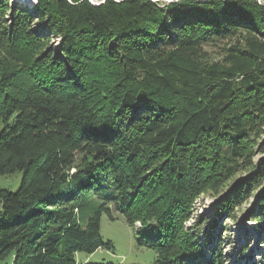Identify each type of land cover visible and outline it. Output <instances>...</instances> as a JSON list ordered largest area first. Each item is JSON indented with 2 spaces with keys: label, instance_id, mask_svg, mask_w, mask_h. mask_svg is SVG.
<instances>
[{
  "label": "trees",
  "instance_id": "obj_1",
  "mask_svg": "<svg viewBox=\"0 0 264 264\" xmlns=\"http://www.w3.org/2000/svg\"><path fill=\"white\" fill-rule=\"evenodd\" d=\"M98 1L0 0V175L23 174L0 188V264L112 249L101 222L115 210L156 264H264L250 240L231 259L187 226L203 193L251 167L214 214L262 188L248 221L264 237V162H250L264 149V0ZM240 33L245 47L207 60Z\"/></svg>",
  "mask_w": 264,
  "mask_h": 264
},
{
  "label": "rangeland",
  "instance_id": "obj_2",
  "mask_svg": "<svg viewBox=\"0 0 264 264\" xmlns=\"http://www.w3.org/2000/svg\"><path fill=\"white\" fill-rule=\"evenodd\" d=\"M19 1V5L33 9L37 0L34 3L22 0H11V3ZM92 3H98V0H90ZM160 1L163 5L168 4L174 0H153ZM260 4H263V0H258ZM39 30L43 25L36 23ZM246 35L238 34L233 38L220 39L214 43H210L205 47V52L209 57L206 59L210 62H222L227 55L228 51L234 46L240 44V46H246ZM241 40V41H240ZM51 45L58 49V39L52 38ZM264 129V128H263ZM264 141V133L260 136ZM259 141V142H260ZM250 162L257 166L264 162V149L257 146L255 148L254 156ZM253 166V165H252ZM245 168L235 176V180L230 181L222 191L218 193L206 192L203 193L195 202L192 218L187 223V226H193L196 223L199 224L200 240L202 243L205 240H210L213 244L217 242L218 237L222 241L221 248L224 249V254L232 256L234 259L238 249L243 243L250 240V245L247 248V254H251L252 261L259 262L264 257V237L258 238V232L253 226V223L249 222L250 215L254 212L257 199L262 192V188L255 189L253 193L248 196L240 206L234 209L233 217L229 219L227 216L221 217L218 213L214 214L215 209L221 199L226 198L229 195H235V188L241 183L242 180L247 179L252 174V170ZM250 169V170H249ZM22 172H16L12 175H0V188L10 191H16L22 183ZM2 210V204L0 202V211ZM115 219H110L107 213L103 214L101 222V235L104 241H111L113 244L112 249H99L95 253L89 255L87 253L80 252L78 254V264H156V253L154 250L139 245V236L136 232V228L131 227L123 214L120 211L112 212ZM214 230L210 229L211 224H214ZM139 227V225H137ZM222 233H219V230ZM212 231V232H210ZM263 242V243H262ZM232 261L229 262L231 264ZM252 263V262H251ZM244 264V261H241Z\"/></svg>",
  "mask_w": 264,
  "mask_h": 264
},
{
  "label": "bare ground",
  "instance_id": "obj_3",
  "mask_svg": "<svg viewBox=\"0 0 264 264\" xmlns=\"http://www.w3.org/2000/svg\"><path fill=\"white\" fill-rule=\"evenodd\" d=\"M25 1L32 2V3L35 2V0H25ZM25 1H24V2H25Z\"/></svg>",
  "mask_w": 264,
  "mask_h": 264
},
{
  "label": "water",
  "instance_id": "obj_4",
  "mask_svg": "<svg viewBox=\"0 0 264 264\" xmlns=\"http://www.w3.org/2000/svg\"><path fill=\"white\" fill-rule=\"evenodd\" d=\"M22 1H25V0H22Z\"/></svg>",
  "mask_w": 264,
  "mask_h": 264
}]
</instances>
